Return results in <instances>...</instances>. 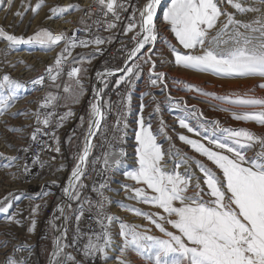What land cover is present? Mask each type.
<instances>
[{
  "label": "snow or ice",
  "instance_id": "obj_1",
  "mask_svg": "<svg viewBox=\"0 0 264 264\" xmlns=\"http://www.w3.org/2000/svg\"><path fill=\"white\" fill-rule=\"evenodd\" d=\"M100 15L110 29H115L122 20V13L131 8V15L127 17L128 23L124 27L125 35L132 33L130 39L133 46L127 49L123 67L106 68L104 72L97 73V79L107 87V78L116 76L115 87L131 84L134 78H139L144 71V65H149L148 75L150 85L153 87L165 84L166 73L157 71L156 41L158 28L156 18L162 11V19L174 34L177 44H169L170 56L175 65L200 73H209L223 78L260 77L264 80V0H226L235 11H228L224 7V0H169L166 7L161 8L162 0H145L140 7H134L126 0H95ZM13 0H8L9 6ZM23 3V0H22ZM44 6V0H37L35 4L28 3L16 15L23 16L27 11L33 14ZM80 9L78 4L54 6L49 9V18L60 17L69 10ZM85 15L80 18L81 27L74 30L71 35L66 31L54 32L48 28H40L33 35L25 38L7 32L0 27V39L8 42L12 47L20 44H35L46 50H51L63 42L64 47L49 65L44 74L31 79L29 83L36 88L51 81L57 89L60 85L55 82L65 70L68 57L72 55L71 49L77 46L88 47L96 45L95 53L102 51L101 45L106 43L104 38H79L76 32L91 33V20L96 13L90 9H82ZM253 14V18L245 20L237 18L239 15ZM111 16V21L107 18ZM99 24L100 21H93ZM91 53L90 55H95ZM159 63L163 65L165 59ZM90 62V61H89ZM83 60L77 64L73 57V66L67 71L68 82L63 84V95L57 92H48L37 101V108L31 110L35 118V128L30 134L31 142H37L38 136H47L49 127H61L63 121L70 118L73 112L69 109L63 115H58L54 109L59 102L67 97L73 103H79V98L86 89L81 74L87 69L82 66ZM183 89L198 93L200 96L219 101L221 107L227 103L245 109L222 108L231 111L232 118L237 121H254L264 126V97L249 96L245 93L218 95L205 91L203 88L184 82ZM264 88V82L257 85ZM21 90H28L21 80L13 78L8 73L0 75V116H3L22 98ZM94 102L90 104V119L85 135L84 146L72 169L67 185L63 188L64 196L69 200L80 201L81 189L85 187L82 177L86 174L90 150L94 147L93 138L102 130V121L105 120V101L100 89H94ZM147 95V93H145ZM234 96V98H233ZM155 100V98H153ZM171 101L173 98L168 97ZM183 101V98H180ZM131 102L129 93L121 104L127 107ZM145 105L140 106L141 115L138 119V131L135 135L137 147L135 149V167L125 171L126 179L133 184H123L122 190L128 200L149 205L156 211H146L131 204H121L124 209L133 212L136 216L146 219L162 235H154L152 229L138 224L123 222L115 234L117 241L110 230V225L121 219L108 214L105 205L110 203L105 192L109 190L107 177L105 182L93 187L97 195L95 207L96 220L101 231L87 236L81 252L85 257H101L105 264L108 259L114 258L118 264H131L125 258L126 252L134 251L143 256L151 264H264V135L246 128L222 127L219 120L208 121L203 118L202 112L196 111V106L183 104V115L178 117V124L188 133L179 134V140L189 146L194 153L205 159H197L181 152L174 145L164 149L158 141V135L164 134L168 140L170 136L165 133L164 122L158 130L154 131L151 119L147 121L143 115ZM181 102L173 104V108L181 109ZM112 108L111 102L107 110ZM51 109V110H50ZM157 103L155 112H159ZM12 116L26 115V111L11 113ZM195 120L194 126L190 121ZM203 120V122H201ZM206 125H210L206 126ZM126 128L127 125L125 124ZM11 131H22V128L11 127ZM119 130V120L117 121ZM221 132L224 135L217 137ZM53 138L56 139L53 133ZM43 143V142H42ZM57 143H59L57 139ZM115 141L109 143L110 151L102 157L104 171H112L126 162V152L121 147L115 148ZM44 147H50L44 144ZM30 147H23L20 151L25 153ZM43 150V148H42ZM57 153L60 148L54 149ZM252 152L251 155L248 153ZM0 156H3L0 153ZM20 159L19 156L4 157L3 166L10 167ZM53 159H55L53 157ZM39 162L37 156L32 163ZM172 167H168L169 164ZM43 167V163L40 164ZM63 167V165H61ZM22 173L30 176L31 169L25 161ZM53 183H55L53 181ZM47 195V193H45ZM13 198L21 197L9 193L0 198V217L9 225L23 226L18 212H12ZM91 205V201H88ZM41 205L31 209V220L28 231L36 228L35 216ZM71 204L57 206L61 216L65 208ZM84 215L83 205L80 214L75 217L77 231L79 221ZM66 218V217H65ZM107 221V224L105 223ZM59 235L55 237L54 249L51 253L50 264H79L76 258L65 253L69 246L67 230L58 229ZM78 243L77 239L71 242ZM8 241H0V246L7 247ZM17 245H13L12 253L5 254L0 264H29L28 256L17 255ZM20 251H24L21 247ZM119 251V255H110Z\"/></svg>",
  "mask_w": 264,
  "mask_h": 264
},
{
  "label": "built area",
  "instance_id": "obj_2",
  "mask_svg": "<svg viewBox=\"0 0 264 264\" xmlns=\"http://www.w3.org/2000/svg\"><path fill=\"white\" fill-rule=\"evenodd\" d=\"M168 1L162 0L161 8L166 7ZM144 2L145 0H126V3L134 7H140ZM82 9H90L96 15L87 21L91 26V33L78 31L76 35L79 38H104L106 43L100 46L102 51L95 53L96 45L94 44L86 48L81 46L71 51L72 55L68 57L64 72L55 82L60 85V88H50L49 85L53 83L51 81H46L45 85L36 87L39 89L41 96L30 97L35 102L32 103L33 105H28L32 108L28 109L26 115H24L27 120L24 122V126H16L17 128H22V131H11L9 129L11 123L8 118H5L6 122L0 124V153L3 154V156H0V196L3 197L9 193L18 192L15 187L20 181L24 182V189L28 194V187L31 185L36 186L37 192L30 193V195L37 197V205H41L39 209L41 216L36 221V228L39 231V239L44 240H55L57 230L63 227L61 224V214L57 210L58 205L65 206L71 204L70 208H65L68 215L64 225V229L66 228L67 230V241H71L72 232H78L75 217L80 214L81 205H83L84 215L79 221V233L75 234L77 238L84 237L87 239L88 235L101 231V226L96 220L97 209L95 202L98 197L93 191V187L105 182V177H107L109 190L105 192V196L109 197L111 202L113 201L114 191H116L119 184L125 178L123 173L134 167L133 150L136 148L134 143L136 142L135 133L137 132L138 119L141 115L140 106L154 92V87L149 82V65H144L143 74L139 78H134L130 85L123 84L119 88L115 87L116 76L107 78L106 88L104 87V83L97 79L98 72H104L106 68L114 69L123 67L124 65L126 51L133 46V42L130 39L132 33L125 35L123 32L124 27L128 23L127 17L131 15V8L127 12L122 13V20L118 23L117 27L110 29L105 23V18L100 15V10L95 0H86L73 15L70 27H66L65 31H70L72 34L74 30L81 27L80 18L85 15ZM111 19V16L107 18L108 21H111ZM96 20L100 21L98 25L93 23ZM156 24L158 33L165 34L167 30H165L162 19V11L157 15ZM91 53H95V55H90ZM55 57L47 60L46 64L41 65L39 69L28 74H32L34 78L40 74H44L45 69L54 63ZM73 57L76 58L77 64L83 60L82 66L87 69L86 72L81 74L86 91L79 98V103L63 102V98L54 111L58 115H63L70 109L73 115L63 121L61 127L47 128L46 131L49 135L38 136L37 142L33 143L30 140V134L35 128V118L31 110L37 108V101L42 99L45 92H52L55 95L59 91L63 95V84L68 82L67 71L73 66ZM40 69H43L42 72H40ZM166 81L167 78L165 79ZM29 89H33L31 84ZM94 89L102 90L101 96L105 101L106 116L105 120L102 121V130L92 141L94 147L90 150L86 174L82 177L85 187L81 189V199L80 201L69 200L64 196L63 188L67 185L72 169L84 146L90 119V104L94 102L95 97ZM129 93L131 94V102L127 107H124L121 101ZM108 102L112 104L110 111L107 110ZM118 120L119 130H117ZM125 124L127 125L126 128L124 127ZM53 133L56 139L53 138ZM57 139L59 143H57ZM111 141H115L114 146L117 150L121 147L125 150L126 162L115 170L105 172L102 157L106 151L111 150L109 148ZM44 144L50 147H44ZM23 147H30L31 150L27 153L20 151ZM56 147L60 148L59 153L54 150ZM13 155L19 156L20 159L10 167L3 166L6 163L4 157ZM37 156H39V162L33 164L32 161ZM25 161L28 162V166L31 169L30 176H25L22 173V166ZM41 163H43V167L40 166ZM88 201L92 202L91 205ZM111 202L105 205V210L108 214H111ZM105 223L107 224V221ZM48 231H52L53 235L51 236Z\"/></svg>",
  "mask_w": 264,
  "mask_h": 264
},
{
  "label": "rangeland",
  "instance_id": "obj_3",
  "mask_svg": "<svg viewBox=\"0 0 264 264\" xmlns=\"http://www.w3.org/2000/svg\"><path fill=\"white\" fill-rule=\"evenodd\" d=\"M36 2L37 0H23V3L22 0H13V3L9 6L8 0H0V27H3L7 32L11 34H15L17 36L23 35L25 38L33 35L40 28H48L49 30H52L54 32H62L70 27L69 25L66 28L63 25L67 23L69 24L71 22V18L79 9L69 10L66 14L54 18H49V16L51 15L49 9L57 5L65 6L69 4H78L80 6L84 1L44 0V6L38 11V13L33 14L31 11H27L22 17L16 15V13L22 10L23 7L28 3L35 4ZM245 2L251 3L252 0H245ZM224 7H226L228 11H235L230 5H227L226 0H224ZM240 16H242L245 20L253 18V14L251 13L244 14V16L238 14L237 18L242 19V17ZM66 17L70 18L65 19ZM164 25L165 30L167 31L163 35L158 33V39L156 41V50L158 54L154 59L157 60L156 70L163 71L167 74V81L165 82L167 87H154V92L151 94V97H148L144 102L145 107L143 111L145 120L147 121L149 118L151 119L154 131L159 129L161 120H163L165 133L167 134V136L171 137V140H168L164 134L158 135V141L162 144L163 148L168 149L171 145H174L175 148H178L183 153H187L190 157L195 156L197 159H205L200 157L198 153H194V151L191 150L189 146L185 145L182 141L179 140V134L188 135L191 138L195 139L200 138L196 137L192 133H188L186 129L181 128L178 124V117L184 114V103H186L188 106L195 105L196 111L202 112L203 118L208 121L219 120L222 127H246L255 131L257 134L264 135V126H260L254 121H237L232 118L231 111L222 110V108L236 109L237 111L250 109H245L227 103L222 104L221 107H217L216 105L221 104V102L211 100V98L200 96L195 92H188L183 90L186 87V84L184 82H187L193 85H197L203 88L205 91L214 92L218 95L239 94L243 96L245 93H247L249 96L264 97V88H260L257 86L259 83L264 82V80H262V78L260 77H217L209 73H200L175 65L174 62H170L173 58L170 56L169 44H177V41L175 40L174 34L170 30V26H168L166 22H164ZM66 32L71 35L70 31ZM63 47V42H61L58 46L54 47L51 50H46L35 44H20L9 47L7 41L0 39V75H2L3 73H8L13 78L24 82L26 84V88L28 89L21 90L22 98L16 101L7 113H5L3 116H0V124L6 122L5 118H8L11 123L9 129L11 127L24 126V122L27 120V118L24 115L12 116L11 113L22 110L27 112L28 109L32 108L28 105H33L32 103L35 102L34 100H32V98L40 97L41 93L39 92L38 88H33L31 90L29 89V81L34 78L32 77V74L20 73L27 69L30 70V72H34L35 70L39 69L41 65H44L48 62L47 59H52L57 56V54ZM80 47L81 46H77L76 48L71 49V51ZM41 53L49 54V58H45V56H42ZM160 54H163L162 58L165 59V63L163 65L159 63V59L161 58ZM42 70L43 69H40V72H42ZM49 87L56 88L53 83H51ZM47 93L45 92V95ZM169 96L173 98L171 101L168 99ZM153 98H155V100ZM180 98H183V101H181ZM63 102L72 101L71 99L65 97L63 99ZM177 102H181V109L173 108V104ZM157 103L160 107V111L158 113L155 112ZM192 121H190V123L195 126L196 121ZM201 122H203V120ZM206 126L210 127V125ZM215 135L217 137H222L224 134L221 132H217ZM135 146L137 147V142H135ZM248 154L251 155L252 152H249ZM135 166L136 165L134 161V167ZM172 166L173 165L171 163L168 165V167ZM125 183L133 184L134 182L124 178L117 187L116 191H114L113 201L111 202L110 206L111 215H115L121 218L114 221L110 225V230L114 234V238L117 241H119L120 239L115 234L119 229L121 220L130 224L147 226L152 229L151 234L162 235L157 229L154 228V226L150 225L146 219L141 216H136L133 212L121 207V204L123 203L131 204L134 207H141L146 211H156V209L152 208L149 205L138 203L135 200H128L126 198L125 192L122 190V185ZM15 188H17L18 192L14 194L21 198L19 200H15L13 198V207L11 211L19 213V218L23 221V226L18 227L15 224L9 225L4 221L2 217H0V241H8L6 248L0 246V261H3L6 253H12L13 245H17V255L28 256L29 264H50L51 253L54 249L53 242L55 240L39 239V231L37 228H35V230L31 233L28 231L31 220V209L33 206L37 205L38 200L37 197L31 196L30 193H36L37 188L34 185L29 186L27 191L29 192L28 194L25 192L23 181L18 182ZM3 197L0 196V198ZM39 216H41V213L38 212V214L35 216L36 221L38 220ZM48 233L51 236L53 235L52 231H48ZM77 233L79 232H72L71 241L73 239H77L78 243L76 245H73L70 240L66 241L69 246L65 249V253L75 257L76 261H78L79 264H105V261L99 256L85 257L82 254L81 248L83 244L87 242V239H85L84 237L77 238V236L75 235ZM21 247L24 249V251H20ZM111 254L114 257L115 255H119V251H116L114 254L110 252V255ZM125 258L129 260L131 264H151L150 261L146 260L143 256L134 251L126 252ZM108 262H115L116 264H118V262L114 258L108 259L106 264H109ZM67 264H73V262L71 260H67Z\"/></svg>",
  "mask_w": 264,
  "mask_h": 264
},
{
  "label": "bare ground",
  "instance_id": "obj_4",
  "mask_svg": "<svg viewBox=\"0 0 264 264\" xmlns=\"http://www.w3.org/2000/svg\"><path fill=\"white\" fill-rule=\"evenodd\" d=\"M82 1H84L83 3H85L86 2V0H82ZM244 16V15H243ZM240 17H242V16H240ZM68 18H70V17H66L65 19H68ZM242 19H243V17H242ZM62 21V20H61ZM59 22V21H58ZM70 25V23L68 24H64L63 26L64 27H68ZM60 26V25H59ZM55 28V27H54ZM41 55L43 56H45V58H49V54H42L41 53ZM47 60H51L50 58L49 59H47ZM27 73H30V70H24V71H22V73H20V74H27ZM177 94V93H176ZM193 122V121H192ZM178 125V124H177ZM179 129H181V128H179ZM135 135H136V133H135ZM134 146H135V143H134ZM133 151H135V149L133 150ZM133 155H134V153H133ZM133 159H134V161H135V157H133ZM66 217V218H65ZM61 218H62V222H61V224H62V226L63 227H61L60 229H64V225H65V223H66V220H67V218H68V215H67V213H66V211L64 212V216L62 217L61 216ZM57 235H59V232L57 231L56 232V236ZM1 238V237H0ZM1 240V239H0ZM5 250V249H4ZM9 250V249H8ZM6 252V251H5ZM8 252V251H7ZM10 254V253H9ZM112 255V254H111ZM109 263V262H108ZM109 264H116L115 262H110Z\"/></svg>",
  "mask_w": 264,
  "mask_h": 264
}]
</instances>
